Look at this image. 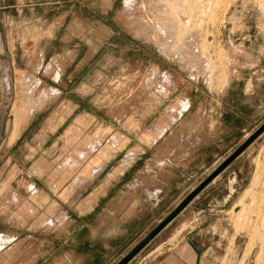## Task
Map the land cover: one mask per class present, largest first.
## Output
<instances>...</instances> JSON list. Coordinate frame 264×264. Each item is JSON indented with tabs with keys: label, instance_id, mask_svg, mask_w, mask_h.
<instances>
[{
	"label": "rangeland",
	"instance_id": "1",
	"mask_svg": "<svg viewBox=\"0 0 264 264\" xmlns=\"http://www.w3.org/2000/svg\"><path fill=\"white\" fill-rule=\"evenodd\" d=\"M0 264H264V0H0Z\"/></svg>",
	"mask_w": 264,
	"mask_h": 264
},
{
	"label": "bare ground",
	"instance_id": "2",
	"mask_svg": "<svg viewBox=\"0 0 264 264\" xmlns=\"http://www.w3.org/2000/svg\"><path fill=\"white\" fill-rule=\"evenodd\" d=\"M170 3H171V2H170ZM172 8H173V7H172ZM38 87H39V86H38ZM36 91H37V90H36ZM28 103H29V102H28ZM15 111H16V110H15ZM13 112H14V111H13ZM22 113H23V112H22ZM18 114H19V112H18ZM20 114H21V113H20ZM23 114H24V113H23ZM21 115H22V114H21ZM21 115H20V116H21ZM15 116H16V115H15ZM18 116H19V115H18ZM16 118H17V117H16ZM17 119H18V118H17ZM18 120H19V119H18ZM20 120H21V119H20ZM19 122H20V121H19ZM17 123H18V122H17ZM21 123H22V122H21ZM15 124H16V123H15ZM15 124H14V125H15ZM20 125H21V124H20ZM20 125H19V128H20ZM17 127H18V126H17ZM19 128H18V129H19ZM12 129H13V128H12ZM15 131H16V130H15ZM17 131H18V130H17ZM17 131H16V132H17ZM15 134H16V133H15ZM17 134H18V132H17ZM12 136H14V133H13ZM12 136H11V137H12ZM16 136H17V135H16ZM13 139H14V138H13ZM74 199H75V198H74Z\"/></svg>",
	"mask_w": 264,
	"mask_h": 264
},
{
	"label": "crops",
	"instance_id": "3",
	"mask_svg": "<svg viewBox=\"0 0 264 264\" xmlns=\"http://www.w3.org/2000/svg\"><path fill=\"white\" fill-rule=\"evenodd\" d=\"M97 159H98V158H96V159H92L91 162H92L93 165H97V164L99 163V162L97 161Z\"/></svg>",
	"mask_w": 264,
	"mask_h": 264
}]
</instances>
